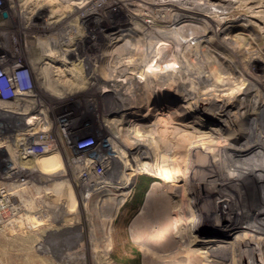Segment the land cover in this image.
<instances>
[{
    "label": "bare ground",
    "instance_id": "6f19581e",
    "mask_svg": "<svg viewBox=\"0 0 264 264\" xmlns=\"http://www.w3.org/2000/svg\"><path fill=\"white\" fill-rule=\"evenodd\" d=\"M236 2L237 0H10L15 27L20 29L12 36H5L9 41L12 37L13 45L15 42L20 45L17 54L26 51L29 70L28 74L24 72V83H30L31 86L38 84L56 98L93 86H100V92L108 94L107 96L114 92L110 96L114 101L118 93L142 94L140 105L117 113V117H112L111 120L108 117L110 111L98 112L104 127H110L121 146L131 152L128 161L124 160L126 167L122 170L119 182H110L111 177L103 175L102 182L88 183L87 191L82 196L89 199L94 190L101 191L100 194L107 191L99 196L102 202L122 203L128 199L132 183L142 174L141 166L147 164L144 172L153 181L140 215L145 221V228L132 232L133 240L151 247L169 239L164 246L166 249L189 244L188 250L194 257H197L194 255L195 244H199L206 247L203 252L207 264H224L220 259H227L229 250L233 252V264L236 260L239 264H264V135L254 133V127L246 135L242 127L244 124L238 121L248 111L264 103V90L259 92L256 83L254 84V79L259 76L257 64L260 61L264 63V60L262 55L250 52L254 49L252 47L249 51L250 48L245 46L248 52L240 46L242 49H235V58L230 59L212 44H203L206 32H212L219 38L221 33H227L230 28L239 25L234 15ZM117 3L126 11L122 24L129 27L128 30L119 28L105 31L88 27L86 19L91 16L88 15L90 10L87 6L98 5V13L94 14L96 18L104 10L113 9ZM131 5L134 7L131 8ZM212 6H215L216 12L211 11ZM209 12L213 14L210 15ZM137 18L144 22L140 28L132 25ZM181 19L185 20L183 22L186 28L185 25L173 26ZM34 21L38 26L32 28ZM180 22L182 20L179 24ZM137 28L142 31L138 38ZM90 38L100 40L103 44L98 49L82 52L79 45ZM195 38H199L198 41ZM192 58L198 60L204 69H196ZM204 70L210 71V75L215 72L220 74L216 73L217 77L212 76V80ZM240 75L245 76L248 83L242 93L232 100L222 98L223 100L218 101L207 93L211 89L219 92L220 87L229 83L232 76ZM131 80H136L137 83L133 84V81L126 91H121L119 85ZM205 85L212 88L205 91L208 96L201 97V88ZM168 92L173 95L167 96L169 102L154 103L156 93V97L162 99ZM30 98V102L37 99L35 95ZM1 102L6 103L5 100ZM184 103H188L189 107ZM94 109L91 106L83 113L92 116L96 114L92 113ZM135 109L144 110V123L135 121L138 118ZM207 111L226 115L221 119L223 121L218 129H211L210 135L203 130V122L196 115L197 112ZM31 112L29 110L28 113L36 122L45 121L51 127L55 125L52 122L59 123L56 119L49 121L43 113ZM156 113L157 119H147L150 116L156 117ZM160 115L164 117L159 119ZM66 116L69 118L67 114ZM78 117L85 120L83 116ZM61 119L67 132L70 127ZM224 130H228L227 135H224ZM240 138L245 139L240 142ZM141 142H148L155 148L150 160L132 159ZM62 156V151L58 149L55 154L33 158L28 163H32L29 166L39 165L41 172L52 173L66 168ZM88 156V153H82L73 155L70 160L78 169V180L84 178L83 170L100 171L96 164L90 163L92 161ZM185 167L187 168L184 169ZM191 171L192 174H187ZM204 173L209 175V179L204 178ZM57 179L53 188L56 192L64 185L72 189L68 176ZM199 184L203 186L202 189H199ZM17 188L22 193L30 190V187H20L19 184L14 186L15 190ZM23 188L26 190H22ZM14 189L9 188L5 200L12 195H19L18 190L15 193ZM38 195L35 199L42 204L44 197ZM208 197L212 198L211 201L207 200ZM65 198L70 203L78 201L77 195L72 191ZM29 200H22L19 205H15V213L10 216L6 213L10 209L3 210L0 213V224H13V221L21 219L25 211H33L36 204L28 203L27 207ZM3 203L0 201V206ZM50 207L51 205L48 208L52 210L53 207ZM20 210L24 213L19 214ZM29 214L25 215L28 220L31 217ZM36 215L38 214L35 213ZM224 217L234 220L233 222L240 220L239 223L247 229L227 244L220 242V247L219 242L215 245L219 235L209 229L215 221ZM222 249L226 250L225 253L220 252Z\"/></svg>",
    "mask_w": 264,
    "mask_h": 264
},
{
    "label": "rangeland",
    "instance_id": "374dc122",
    "mask_svg": "<svg viewBox=\"0 0 264 264\" xmlns=\"http://www.w3.org/2000/svg\"><path fill=\"white\" fill-rule=\"evenodd\" d=\"M235 5L237 7L234 6L236 10L234 11V15L237 17L235 20L239 25L230 28L227 33H221L219 38H216L212 32H206V42L203 40V44L208 46L212 44L211 46L218 49L224 56L230 59L235 58V49H242L240 46L243 47L244 50L246 49V51H250L254 48L250 52L253 54L254 51V53H256L254 55H262V59L264 60V0H237ZM10 6V0H0V58H2L0 71L3 69L14 81L13 88L16 90L15 93L17 96L16 99L12 100L14 106L20 107L21 109L27 108L34 114H36V111L39 112L41 110L39 114L43 113L46 115L47 119H50L49 121H53L54 119L59 121V123L52 122L55 125H52L49 135L55 136L57 144H55L50 153L55 149L57 150V148L60 149L63 155L62 158L66 163V168L52 173L41 172L39 165L38 168H32V170L24 167L17 169L16 174L26 179L30 186V190L23 193L20 192V188L15 190L12 182L5 181V185L13 186L12 189H14V192L18 190L17 193L19 195H12L13 198L16 197L14 199L16 200L14 204L19 205L22 200L25 201L29 198L30 200L27 201V207L34 202V205L36 204L34 207L30 205L31 208L33 207L32 209L35 210L39 207L43 209H36V211L30 209L31 211H27L28 213H26V211L24 213L23 210H20L19 214H24H22L21 219H18L19 221H13V224L9 222L0 224V264H207L204 258L205 253L203 252L206 247L199 244H195L196 250L194 255H197V257H194L188 250L190 247L189 244H179L175 247L166 249L164 246L169 239L163 243L154 244L151 247L143 246L139 242L133 240V233L145 228V221L141 219L140 215L142 214V208L146 204V195L153 181L151 178L147 177L145 174L147 172H144L148 167L147 164L141 166L140 171L142 174L132 183L130 195L128 197L129 200L126 199L122 203L118 201L115 203L102 202L99 196L107 191L100 194L101 191L95 192V190L89 199L83 198L82 195L87 191L86 187H88L90 183H95L96 181L102 182V178H104L103 175L110 176L112 179H110V182H119L122 170L126 167V165H124L126 164L124 160L128 161L129 152H131L121 146L120 141L114 136L109 126V128H107V126L104 127L103 119L98 112H100V110H105L106 112L110 111L108 117H110L111 120L113 119L112 117H117V113H122L124 110H128V108H135L137 104L140 105L143 98L142 94L136 92L118 93L117 96H115L116 101H114L112 97H110L113 96L114 92L109 93L110 96H107L108 94H102L100 92V86L96 88L93 86L88 89L76 90L63 98H56L46 92L38 84H33L32 86L30 83L25 84V80L22 78H24V72L28 74L29 70L28 58L25 56L26 51L25 53L21 52L20 55L17 54L16 51L20 45L16 44V42L15 45H13V42L11 43L12 37L10 41L5 38V36H12L16 30L20 29H16L15 27V17L12 15V7L10 9ZM96 6L98 5L95 4L94 6V4H91L87 6L91 12L90 14L88 11V15L91 17L86 19L90 29L100 28L106 31L122 28L123 30H128L129 27L126 28V25L123 26L122 24V20H124L125 17L123 14H125L126 11L120 3H117V6L113 7L114 11L113 9H109V12L104 10L101 16L98 14L99 17L94 18V14L98 13ZM133 7L134 6L131 5V8ZM212 7L211 9L213 10L211 11L216 12V10H214L216 9L214 8L215 6ZM209 14L212 15L213 13L209 12ZM181 20L182 22L179 24ZM181 20L175 22L176 24L174 23L173 26L181 25L180 27H184L182 25H185L184 28H186L187 26L184 24L185 20ZM34 23L35 24L31 25L32 28L38 26L36 21H34ZM133 24L140 28V25H144V22L141 18H137L132 25ZM138 28L136 37L140 36L142 32ZM125 38H128V36ZM198 39L199 38H195V41H198ZM102 44L100 40L95 41L93 38H90L89 40H85L82 45H79V49L82 52H88L95 48L98 49ZM195 45L199 46L196 42ZM188 56L191 57V54H188ZM192 61L195 63L196 69H204V66L198 63V60L193 59ZM257 68L259 69V76H257V79H254V84L256 83L255 86L260 92V90H264V63L260 61L257 64ZM203 72H206V75H210L211 73L208 70H204ZM216 73L217 72L210 75L212 80L214 77H217V74H220ZM1 77L3 81H7L5 75ZM27 77L29 79L28 75ZM235 77L232 76L233 80L230 78L232 82L230 81L221 86L222 88L220 87V89L222 90L219 89V92H217V89L212 90V87L208 85H205L206 87L201 86L202 93L200 96L206 97L209 94L218 101L223 99L226 101L232 100L235 96H239L242 93V90L248 83V79L245 76L240 75ZM97 78L100 77L97 76ZM234 80L235 82H233ZM130 83L136 84L137 81L131 80L130 82L127 81L124 84H120L119 87L121 91H126ZM207 89H211L212 92ZM206 90L208 94L205 92ZM167 94H165L162 99H159V97H156L158 96V93H156L154 95V103L165 104L167 101L169 102L170 100L167 96L171 95L172 97L173 95L171 92ZM34 95L35 98H37L36 101L30 102V97ZM29 98L30 100H28ZM184 104L189 107L188 103ZM91 106L92 108L95 107L92 113H96L94 114L96 117L93 114L89 116L83 113ZM143 112L144 110L142 111V109L136 111V117L141 118H135V121H140L138 122L139 124L144 123V120H142L144 118V116H142ZM0 114L5 120L10 121V123L14 125L22 126L23 128L31 123L30 117L27 114L9 112L2 108H0ZM155 115L156 117L150 116L147 119H157V113ZM196 115H198L197 119L203 122L202 128L204 131H207L208 135H210L211 129L216 127L218 129L220 122L223 121L221 119L226 117L222 112L213 114L208 111L203 113L197 112ZM78 116L85 117V120ZM163 117L164 115H160L159 119ZM61 118H63L66 125L70 127V130L67 132L66 126L61 124ZM238 121L241 122L242 125L244 124L242 127L246 131V135L248 130L252 127H254V133L256 132L264 135V103L257 105V107L250 112L248 111ZM62 131H64V133ZM223 132L224 135H227L228 130H224ZM244 139L245 138H240L239 141L242 142ZM12 142L13 144L11 145L13 147L15 146V141ZM138 145V150H136L132 159L139 161H144L143 159L150 160L151 155L155 152V148L152 147L153 145H150L148 142H141ZM69 146L72 149L69 148ZM82 153H88V158L92 161L90 163L96 164L100 171L93 172L90 170H83L82 178L84 177V180H78L76 175L78 169L75 168L74 164L70 163V160L73 158V155ZM6 154L8 156L7 151L0 150V162L6 163L4 159L9 161L7 160L8 158L6 159L5 157ZM4 163L2 164L5 165ZM186 168L187 167L184 169ZM187 174H192V171ZM4 175V166L0 165V179L3 180ZM67 176L70 179L69 181L72 189L70 190L68 185H64L61 190L59 189V192H56L53 188L56 186L57 178L60 179L61 177ZM204 178L209 179V175L204 173ZM39 187H41V189ZM202 187L203 186L199 184V189H202ZM22 190L26 189L23 188ZM70 191L77 195L78 201L70 203L68 199L65 198L69 195ZM239 191L238 193L241 192ZM37 194H39L38 197H44L42 204L39 203V200L35 199ZM26 196H28V198ZM23 198H25V200ZM208 198L207 200L211 201L212 198ZM50 205L55 211L48 208ZM38 210L40 211L38 212ZM34 212L38 215L35 216ZM7 213H9L8 215L10 216L15 212L12 210ZM26 214L31 215L29 220L26 219ZM233 221H230L228 217H224L213 223L209 230L219 235V239L215 241V245H217L218 242V245H220V242L227 244L232 241L233 238L236 239V237L240 235V232L247 229L243 224L239 223L240 220L237 222ZM221 245L220 247H222ZM225 251V249H222L220 252L225 253ZM231 251L232 250L227 251L229 255L227 259L219 258L220 261L224 264H233V252ZM235 264H239L238 260H236Z\"/></svg>",
    "mask_w": 264,
    "mask_h": 264
},
{
    "label": "built area",
    "instance_id": "2783aa9c",
    "mask_svg": "<svg viewBox=\"0 0 264 264\" xmlns=\"http://www.w3.org/2000/svg\"><path fill=\"white\" fill-rule=\"evenodd\" d=\"M1 59L2 58H0V63L2 61ZM2 74L6 76L7 81H3V78L1 77L3 76ZM13 84L14 81L12 77H10L2 69L0 71V108L5 109L9 112L27 114L30 117L31 115L28 113L29 109H21L20 107L18 108L14 106L12 100L16 99V90L13 88ZM2 100H5L6 103H2ZM37 112L38 111H36V113ZM30 120L31 123L23 128L22 126L14 125L10 123V121L5 120V118L2 117L0 114V150H5L8 152V156L6 154L5 157L6 159L8 158L7 160H9L6 161L4 159L6 163L0 162V165L4 166L5 169L4 178L3 180L0 179V201L4 202L3 205L1 204L0 206V213H2V211L6 209H10L11 211L13 210L15 212L14 206L16 204H14V202H16V200L14 199L16 197L13 198L12 196L10 197V199L5 200L7 191L9 190V188L12 189L13 186L5 185V181L10 183L12 182L14 186L16 184H19L20 187H30L26 179L21 178L20 175L16 174V170L20 169L21 167L27 169L38 168L34 165L29 166L32 163H28V161H31L33 158H39L41 156L55 154L58 150L57 148V150L55 149L52 153H50V151L54 148L55 144H57L55 136L49 135L51 125H49V123H45V121L36 122L31 117ZM12 141H15V146L13 147L11 145L13 144ZM2 163H4L5 165H3ZM4 205L6 207L2 209Z\"/></svg>",
    "mask_w": 264,
    "mask_h": 264
}]
</instances>
